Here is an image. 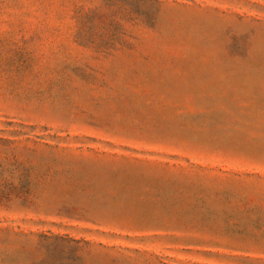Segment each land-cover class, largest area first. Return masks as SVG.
<instances>
[{
  "label": "rangeland",
  "instance_id": "374dc122",
  "mask_svg": "<svg viewBox=\"0 0 264 264\" xmlns=\"http://www.w3.org/2000/svg\"><path fill=\"white\" fill-rule=\"evenodd\" d=\"M0 264H264V0H0Z\"/></svg>",
  "mask_w": 264,
  "mask_h": 264
}]
</instances>
